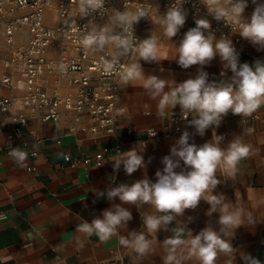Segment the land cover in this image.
<instances>
[{
	"label": "crops",
	"instance_id": "1",
	"mask_svg": "<svg viewBox=\"0 0 264 264\" xmlns=\"http://www.w3.org/2000/svg\"><path fill=\"white\" fill-rule=\"evenodd\" d=\"M258 2L264 3V0ZM247 5L246 19L251 17L255 8L252 0H247ZM120 10H126L130 19L137 11L134 7L123 9L121 2H118L113 11ZM165 13L163 4H154L151 15L142 17L133 24L140 31L141 41L151 35L157 38L161 60L149 63L134 55L129 64L138 62L145 77L155 75L174 85L195 78L199 71L208 73L209 82L229 80L233 74L230 69L223 67L219 55L203 66L193 65L183 69L178 65L176 48L184 34L196 24L186 16L184 26L175 37L168 40L159 18ZM204 19L210 21V18ZM105 23L108 24V19ZM205 35H212L216 40L221 38L209 31H205ZM230 40L240 63L253 65L257 60L264 61V49H259L244 38L238 44L233 39ZM51 53L55 55V52ZM8 58L6 44L0 38V99L8 96L15 99L9 112L0 110V216L3 217L0 219V264H137L130 258L131 250L120 245L119 237L127 236L131 231H143L142 217L155 215L156 210L148 204L140 207L121 204L118 197L112 201H108L106 196L97 198L96 192H103L108 187L120 184L130 185L145 177L156 182L155 173L164 168L162 158L170 155L171 147L184 131L160 140L150 136L149 131L161 132L169 124L171 113L181 111L180 106L159 115L158 102L149 98L142 87L143 81L125 83L121 76L119 106L125 112L116 122L115 134L109 136L103 132L95 134L90 130L83 131L81 124L91 126L86 114L62 110L56 122H41L37 117L31 116L24 128V137L16 139L14 143L22 151L38 152V156L27 155L22 167L7 153L10 144L8 136L18 114L28 110L19 101L22 91H10L1 84L2 75L6 71L4 62ZM221 71L226 73L224 77H221ZM51 90H57L62 95L74 92L66 82L53 83ZM168 90L166 87L165 91ZM190 116L192 117L191 114ZM78 117L81 119L80 123L77 121ZM241 121V116L229 112L222 118L218 128H208L203 136L196 134L195 128L187 130L190 133L189 143L200 146L212 139L215 130L217 135L224 137L221 147L226 148L236 136L243 135L244 125ZM245 126L253 129L250 134L241 137L244 143L251 146V155L241 162L234 179L225 178L218 172L217 179L221 183L212 194L223 193L227 202L242 205L253 216V223L246 221L234 230L230 238L236 249L232 264H245L243 255H251L264 264V106L246 118ZM131 129L134 132L130 135L128 132ZM117 146H121V153L136 149L143 156L146 166L131 175L125 173L123 165L118 172H114L110 161L117 155L114 151L104 153L99 167L95 163H80L75 166L65 160L66 156H70L72 160L87 157L95 159L102 150ZM180 164L183 168V161ZM181 168L176 171L179 172ZM114 204H121L132 213V220L126 228L119 230L117 236L101 242L95 235L89 237L76 230V226L83 221L90 223L96 217L102 218V212ZM209 208L210 205L202 199L195 209H186L183 216L177 217L167 231L148 233L144 230L146 237L152 242V248L140 264H163L162 244L173 235L171 230L177 226V221L186 225V230H191L193 236L208 226L219 232L220 214L216 212L211 216L206 215ZM189 217L192 218L191 221ZM227 260L228 257L221 255L217 264H226ZM188 264H196V261Z\"/></svg>",
	"mask_w": 264,
	"mask_h": 264
},
{
	"label": "clouds",
	"instance_id": "2",
	"mask_svg": "<svg viewBox=\"0 0 264 264\" xmlns=\"http://www.w3.org/2000/svg\"><path fill=\"white\" fill-rule=\"evenodd\" d=\"M185 0H175L163 16H159L164 34L169 39L175 37L186 22L187 12L182 5ZM206 6L209 14L217 20H224L238 27L240 36L250 41L259 49H264V3L252 0L255 5L250 18L244 19L243 13L247 0H226V6L220 0H200ZM81 15L87 16L96 10L104 11V0H80ZM148 17L143 9H139L130 19L129 13L113 11L108 17V24L102 28L92 25L90 31L84 35L82 45L104 51L108 47L115 49L111 60L103 62V70L111 73L121 64L120 59L138 55L145 62L161 60L157 38H150L137 42L133 35V24L140 18ZM196 26L190 28L176 48L178 65L187 69L193 65H205L216 55H219L225 69H230L232 76L229 80L219 82L208 80V73L199 71L195 78L174 85L172 82L160 79L155 75L145 77L138 62L124 67L122 77L125 83L142 80V87L147 91L149 98L157 101L159 115H164L168 109L180 106L182 115L187 119L192 115L190 126L195 133L203 136L205 131L212 127H219L222 118L229 112L242 117L245 134L253 129L246 127V118L251 117L264 106V61L257 60L253 65L240 63L238 53L232 41L222 36L216 40L212 35H205L211 25L207 19L195 21ZM119 30V31H117ZM138 45V46H137ZM167 59V58H164ZM221 77L226 73L221 71ZM166 87L169 89L165 91ZM155 135V133L153 134ZM236 136L226 148L221 147L223 136L217 135L215 130L212 139L197 146L189 143L190 133L185 130L170 149V155L162 158L163 170H157L156 182L147 177L132 184H120L108 187L106 191H97V198L107 197L108 201L119 198L121 204H131L138 207L148 204L156 210L155 215L143 216L144 230L156 233L159 230H168V226L183 216L186 209H195L203 199L210 208L206 215L211 216L218 212L220 225L219 232L211 226L205 227L195 236L186 225L177 221V226L171 231L173 235L163 241V264H217L222 255L228 257L226 264H232L234 256L233 245L230 242L234 230L245 224L253 223L252 213L242 205L236 206L227 202L223 193L212 194L221 183L217 173L225 178L234 179L241 162L251 155V146L244 143L242 136ZM27 152L14 148L9 156L22 167L27 159ZM113 171L118 172L121 165L126 174L131 175L138 169L144 168L145 162L136 149L117 153L112 160ZM184 167L181 168L180 162ZM98 165L97 167L101 166ZM177 168H181L179 172ZM237 195V193H236ZM95 202V201H94ZM114 204L102 212V218L96 217L89 223L83 221L76 226L78 232L87 236L95 235L101 242H107L117 236L121 228H126L132 220V213L121 206ZM0 219H3L0 216ZM191 221V217L188 218ZM131 231L127 236L121 235L119 243L122 247L131 250V259L137 264L150 254L152 242L145 232ZM245 264H261V261L251 255H243Z\"/></svg>",
	"mask_w": 264,
	"mask_h": 264
},
{
	"label": "built area",
	"instance_id": "3",
	"mask_svg": "<svg viewBox=\"0 0 264 264\" xmlns=\"http://www.w3.org/2000/svg\"><path fill=\"white\" fill-rule=\"evenodd\" d=\"M151 1L104 0L103 14L101 10H96L82 16L80 0H0V38L4 39L9 54L4 63L6 71L2 75L1 84L10 91H22L20 103L28 110L19 113L15 119L8 136V154L16 148L14 141L24 137V128L31 116L37 117L41 122H56L62 110L86 114L91 126L81 124L83 131L90 130L95 134L103 132L109 136L115 134L116 122L125 112L119 106V79L133 56L129 54L122 57L116 70L107 73L102 65L104 61L114 57L115 49L108 47L104 51H98L84 48L82 32L90 31L92 25L104 27L118 2H121L123 9H143L148 15L152 14L154 4H163L167 11L175 3V0ZM220 2L226 6V0ZM182 7L194 21L210 18L211 27L207 31L212 34L233 39L237 44L241 42L238 27L233 29L226 21H217L200 0H185ZM246 10L247 7L243 13L244 19ZM133 35L137 42L141 41L140 31L134 25ZM50 52H55V55ZM60 82H66L74 90L73 94L62 95L57 90H51L53 83ZM14 100L12 96L1 98L0 110L9 112ZM191 119L190 114L185 119L181 111L172 112L169 124L161 132L150 130L149 134L159 140L170 138L174 134L194 129L189 124ZM77 121L80 123V117ZM133 132L131 129L128 133L131 135ZM110 151L121 153V146L104 149L95 159L87 157L72 160L70 156H66L65 160L75 166L80 163L100 165L104 153ZM27 154L31 157L38 156V152Z\"/></svg>",
	"mask_w": 264,
	"mask_h": 264
},
{
	"label": "rangeland",
	"instance_id": "4",
	"mask_svg": "<svg viewBox=\"0 0 264 264\" xmlns=\"http://www.w3.org/2000/svg\"><path fill=\"white\" fill-rule=\"evenodd\" d=\"M5 62H6V61H5ZM5 62H4V63H5ZM19 101H20V100H19ZM20 102H21V101H20Z\"/></svg>",
	"mask_w": 264,
	"mask_h": 264
}]
</instances>
